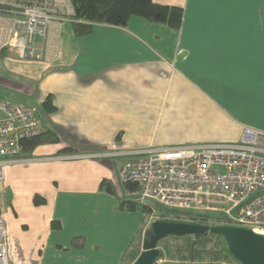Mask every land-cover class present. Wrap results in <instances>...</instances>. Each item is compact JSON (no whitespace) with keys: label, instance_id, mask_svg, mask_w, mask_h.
<instances>
[{"label":"crops","instance_id":"obj_1","mask_svg":"<svg viewBox=\"0 0 264 264\" xmlns=\"http://www.w3.org/2000/svg\"><path fill=\"white\" fill-rule=\"evenodd\" d=\"M156 1L183 7L179 29L132 15L126 26L99 23L78 37L64 20L51 32L50 59L19 58L7 44L16 15L0 13V48L9 50L0 103L32 108L60 137L8 163L0 181L13 259L124 264L145 215L120 209L100 183L109 178L121 193L131 151L238 141L245 127L264 135V0ZM49 94L52 112L42 106ZM36 194L46 202L35 204ZM79 236L81 247L72 243Z\"/></svg>","mask_w":264,"mask_h":264},{"label":"built area","instance_id":"obj_2","mask_svg":"<svg viewBox=\"0 0 264 264\" xmlns=\"http://www.w3.org/2000/svg\"><path fill=\"white\" fill-rule=\"evenodd\" d=\"M12 5L15 27L7 44L21 58L50 59L56 46L54 27L74 13L71 0H0ZM67 15V16H65ZM43 42L38 45L35 38ZM0 181L8 163L25 160L24 140L38 135L36 112L8 100L0 103ZM262 132L245 127L238 141L168 145L137 149L119 172L122 183H134L129 194L142 202L189 211L221 212L229 221L264 234V146ZM153 217V216H152ZM6 215L0 212V264H27L15 256Z\"/></svg>","mask_w":264,"mask_h":264},{"label":"trees","instance_id":"obj_3","mask_svg":"<svg viewBox=\"0 0 264 264\" xmlns=\"http://www.w3.org/2000/svg\"><path fill=\"white\" fill-rule=\"evenodd\" d=\"M74 8L70 20L76 36H87L91 34L96 24H110L115 26H126L132 15H138L150 22H161L168 26L179 29L183 20V7L157 2L156 0H71ZM15 9L12 5L0 2V13H10ZM8 47L0 48V57L8 55ZM47 112L55 110L52 94H49L42 103ZM59 135L47 129L33 137L24 140L25 153L33 150L44 143L58 142ZM71 149L65 148L63 151ZM127 191L136 188L134 183H124ZM100 189L117 196L120 209L140 210L145 215V224L157 218H182L201 223H219L229 221L220 212L214 213L187 211L170 208L158 203L142 202L129 195L121 196L117 193L113 180L104 178L100 183ZM45 198L39 194L34 197V203L44 204ZM153 216V219H150ZM54 228L61 226L59 221L53 222ZM144 225L134 235L124 254V264L132 263L142 250V235ZM73 245L83 246L82 237H74ZM159 247L167 261L178 264H240L229 253L224 238L217 233L204 232L200 234H189L185 236L170 235L160 240ZM126 261V262H125Z\"/></svg>","mask_w":264,"mask_h":264},{"label":"water","instance_id":"obj_4","mask_svg":"<svg viewBox=\"0 0 264 264\" xmlns=\"http://www.w3.org/2000/svg\"><path fill=\"white\" fill-rule=\"evenodd\" d=\"M220 234L230 255L240 264H264V234L252 227L232 223H201L182 218H157L143 233L142 250L130 264H178L161 262L159 242L170 235L185 236L204 232Z\"/></svg>","mask_w":264,"mask_h":264},{"label":"rangeland","instance_id":"obj_5","mask_svg":"<svg viewBox=\"0 0 264 264\" xmlns=\"http://www.w3.org/2000/svg\"><path fill=\"white\" fill-rule=\"evenodd\" d=\"M65 16H67V15H65ZM63 24L64 25H66V27L68 26H72V23H71V21H64L63 22ZM259 145H261V146H264V135L262 136V137H260L259 138ZM122 157H116V158H114L113 159V163L116 165V166H118V168H119V166H120V164L122 163ZM115 185V184H114ZM116 190H117V188H116ZM121 190L122 191H120L121 193H118L119 191L117 190V193L118 194H124L125 192H126V187H125V185H124V183H123V185H121ZM131 195V194H130ZM125 196H127V194L125 195ZM131 197H134V196H131ZM137 211H140V210H137ZM141 212V211H140ZM199 212H208V213H214V211H212V210H203V211H199ZM217 212V211H216ZM143 213V212H142ZM218 213H220V212H218ZM144 214V213H143ZM220 223V222H219ZM146 225L147 224H145L144 225V231H145V229L147 228L146 227ZM144 231H143V233H144ZM142 239H143V235H142ZM141 247H142V244H141ZM167 260H165V259H163V258H161V262H166ZM126 262V261H125Z\"/></svg>","mask_w":264,"mask_h":264}]
</instances>
